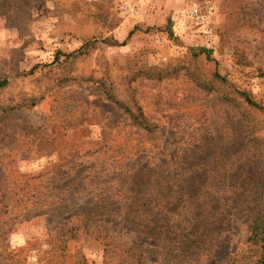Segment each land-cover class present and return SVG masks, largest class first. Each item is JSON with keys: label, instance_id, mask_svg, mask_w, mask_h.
Returning <instances> with one entry per match:
<instances>
[{"label": "rangeland", "instance_id": "374dc122", "mask_svg": "<svg viewBox=\"0 0 264 264\" xmlns=\"http://www.w3.org/2000/svg\"><path fill=\"white\" fill-rule=\"evenodd\" d=\"M2 81L0 264H120L131 245L142 264H167L122 214L78 229L96 223L85 213L102 187L134 205L118 184L150 170L221 208L186 264H264V0H0ZM75 164L49 205L6 218L24 207L11 193L21 175L56 185Z\"/></svg>", "mask_w": 264, "mask_h": 264}, {"label": "trees", "instance_id": "16d2710c", "mask_svg": "<svg viewBox=\"0 0 264 264\" xmlns=\"http://www.w3.org/2000/svg\"><path fill=\"white\" fill-rule=\"evenodd\" d=\"M18 1L22 3L27 0ZM4 82L5 81L0 82V85ZM46 153L48 154L49 151ZM71 158L69 161L59 159L58 163L51 166L45 174L43 173L41 175L47 178L49 171H52L54 175L56 170L61 167L63 168L64 165L66 167L70 163ZM218 160H221V153H218L216 161ZM74 166L75 167H71L70 170L68 169L69 171L58 174L54 181L56 185H53L52 181H45L42 177H38L37 182H35L34 178L21 175L20 180L17 179L11 193L12 197L15 198L14 206L19 208L18 206L23 204L24 207L22 209H16L13 215L7 216L6 218L23 216V212L29 210L28 208L30 207L35 210L38 208H45V205H49L51 197L54 196L56 192L62 194L70 186L67 185L63 191L60 190L61 183L70 177L73 169L78 167L79 164H75ZM128 175L129 176L123 180H120L118 191L122 190L125 192L122 185L127 181V190L123 194L126 196V199H130L131 202L136 203L126 207V204L122 201H117V194L111 195V191H104L102 187L100 191L104 197L100 200L101 203L95 204L93 208L89 209V212L87 211L85 213V216L97 218L96 223H92L94 224L92 225L89 223L91 221L88 219H80L82 223L78 229H81L86 235L92 236L94 232L100 230L99 228L101 225L111 226V219L117 221V219H120V214H122L121 219L123 221L128 222L129 219V222L135 227H138L141 232L154 236L153 238L157 239L158 243L161 244L159 250L165 245V249H167L169 257L171 258V260L170 258L167 259V264H186L189 255L195 252L198 253L200 251V246L205 244V240L210 234L217 231L215 225L221 224L218 222L219 216H221V208L206 206L203 203H199L200 199L192 198V194L182 192L181 190H175V185L169 184L170 180L167 176H164L163 179L159 176L155 177L157 174L153 170ZM216 177L218 176L216 175ZM214 179L215 178H212V180ZM184 182L187 183L188 180H184ZM46 197L49 198L50 201H44ZM141 200L142 202H140ZM38 201L41 202L38 203ZM74 217H77L76 211L73 215L66 217V219L70 220ZM1 220L2 222L7 221L4 217H1ZM95 224L99 225L95 226ZM109 230L113 231L114 229L110 227ZM257 230L258 223L255 221L253 232H257ZM169 231H176L179 236H177L176 239H169L168 237L161 236L163 233H169ZM117 235L120 236L119 234ZM96 239H98V237ZM105 246L110 247L111 243L108 242ZM175 249L177 253L173 254V250ZM139 250L141 249L133 245H131L128 250H123V253L125 251H133V253L136 254L134 255L136 258H131L129 261H124L125 259H122L120 264H142L143 257ZM172 258L176 260L175 263H172Z\"/></svg>", "mask_w": 264, "mask_h": 264}, {"label": "built area", "instance_id": "2783aa9c", "mask_svg": "<svg viewBox=\"0 0 264 264\" xmlns=\"http://www.w3.org/2000/svg\"><path fill=\"white\" fill-rule=\"evenodd\" d=\"M136 8V6L132 3H125L123 6H122V11L123 12H131L133 11L134 9ZM189 17L195 21V23L197 25H201L204 21V16L203 14L201 13V11L197 8H191L189 10Z\"/></svg>", "mask_w": 264, "mask_h": 264}]
</instances>
